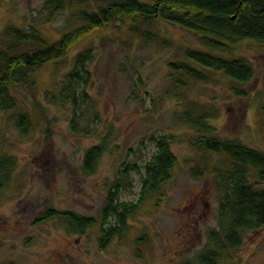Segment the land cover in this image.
<instances>
[{
    "label": "rangeland",
    "instance_id": "374dc122",
    "mask_svg": "<svg viewBox=\"0 0 264 264\" xmlns=\"http://www.w3.org/2000/svg\"><path fill=\"white\" fill-rule=\"evenodd\" d=\"M86 6L74 0L49 13L43 0H0V47L8 26H34L55 41L76 28L75 12ZM130 24L85 35L64 57L37 69L32 85L12 86L17 108L0 110V157L16 158L13 179L0 192V264H194L218 228L221 188L209 169L224 157L211 155L204 165V152L191 144L198 134L178 112L188 101L213 106L217 133L264 151V44L245 40L219 54L244 58L255 70L248 96L239 97L220 73L210 72L209 82L174 83L169 64L184 60L185 48H202L196 33L158 18L151 30L161 40L150 41L131 34ZM88 48L87 81L77 85L88 99L75 108L59 92L75 56ZM25 111L33 124L23 135L14 120ZM153 135L170 139L177 159L172 176L129 217L124 237L102 249L100 209L108 189L120 180L119 200H139L144 166L156 152ZM101 142L106 148L94 172L86 173L85 151ZM197 165L204 167L200 176L192 169ZM48 208L95 216L99 223L69 234L58 219H43ZM219 263L264 264V228L243 232L237 248H222Z\"/></svg>",
    "mask_w": 264,
    "mask_h": 264
},
{
    "label": "trees",
    "instance_id": "16d2710c",
    "mask_svg": "<svg viewBox=\"0 0 264 264\" xmlns=\"http://www.w3.org/2000/svg\"><path fill=\"white\" fill-rule=\"evenodd\" d=\"M49 13L61 11L74 0H43ZM87 6L75 13L80 23L55 41H49L34 26L5 29L6 45L0 47V110L17 108L12 86H30L37 69L50 61L64 57L68 50L85 35L112 27L117 22L131 20V34L150 41L161 38L151 30L156 19L161 18L193 31L202 48H185L184 60L170 62L172 79L178 87L187 85L186 79L209 82L211 73H220L235 85L233 93L248 96L246 85L254 78L253 66L244 58H227L219 55L230 52L241 41L264 44V0H80ZM163 41L167 43V40ZM93 57L90 48L79 52L74 66L66 75L59 96L72 102L75 108L86 103L88 95L78 92L77 85L86 82L89 71L86 63ZM180 95H182L180 93ZM264 116V105L261 107ZM213 106L198 105L188 101L179 111V121L193 128L198 135L191 144L204 152V165L211 155L223 156L210 166L219 187L218 228L211 231L213 243L202 251L194 264H220V250L237 248L242 244L243 232L264 228V151L247 145L235 137L222 136L212 123L218 118ZM15 126L21 134L32 130V119L28 112L15 116ZM74 130L78 121L72 120ZM79 131V129H78ZM77 131V132H78ZM156 152L144 166L141 178L140 198L135 203L119 200L120 180L108 189L105 204L100 209L101 235L99 246L105 249L115 237H124L128 219L149 196L159 193L170 180L176 164L167 135L151 136ZM106 146L104 142L89 147L83 156V168L93 173ZM16 158L12 155L0 157V192L12 181ZM127 166L122 172L127 173ZM203 165L193 167L194 174L203 173ZM43 219H58L69 234H84L96 226L98 217L83 215L72 210L48 208ZM192 264V263H191Z\"/></svg>",
    "mask_w": 264,
    "mask_h": 264
}]
</instances>
